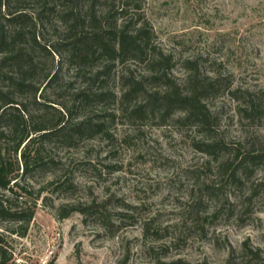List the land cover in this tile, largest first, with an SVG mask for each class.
<instances>
[{
  "label": "rangeland",
  "instance_id": "374dc122",
  "mask_svg": "<svg viewBox=\"0 0 264 264\" xmlns=\"http://www.w3.org/2000/svg\"><path fill=\"white\" fill-rule=\"evenodd\" d=\"M134 2L139 22L154 34V45L173 58V82L183 83V62L191 59L198 60L202 72L214 70L232 83L233 90H240L235 97L226 93L206 102L218 138L239 149L264 148V120L250 121L240 113L245 90L264 92V0ZM24 4L28 13L40 11L37 0ZM106 4L118 9L120 1ZM48 18L52 25L44 23L36 30L47 44L56 38L54 17ZM129 67L136 76L145 74L144 64ZM116 72L120 77L127 71L118 66ZM123 88L120 79L112 87L115 92ZM111 108L115 115L109 140L96 138L55 150L65 164L63 180L73 181V191H56L42 172L34 173L25 185L30 204L41 190L26 233L11 234L20 232L14 223L0 225L11 264H157L159 259L225 264L230 248L238 257L243 255L247 240L264 256V191L251 203L242 197L264 175L262 169L254 171L243 189H226L236 206L226 205L217 219L203 221L218 200H207L204 189L220 188L222 175L215 162L195 149L202 137L177 120L179 112L164 120L159 114L138 119L118 110V105ZM108 199L117 203L108 207L110 214L130 216L123 222L113 219L120 227L111 231L77 212L59 217L64 206Z\"/></svg>",
  "mask_w": 264,
  "mask_h": 264
},
{
  "label": "trees",
  "instance_id": "16d2710c",
  "mask_svg": "<svg viewBox=\"0 0 264 264\" xmlns=\"http://www.w3.org/2000/svg\"><path fill=\"white\" fill-rule=\"evenodd\" d=\"M24 1L0 0V225L14 223L20 232L11 234L26 233L41 190L30 204L31 193L25 185L36 172L47 174L56 191H73V181L63 180L65 164L55 150L76 148L96 138L109 140L113 105L138 119L159 114L164 120L181 113L177 120L202 137L195 149L215 162L222 175L220 188L204 189L207 200H218L202 220L214 221L226 205L236 206L226 189H243L254 171H264V148L239 149L220 140L206 102L226 93L234 96L239 89L233 90L232 83L214 70L202 72L198 60L191 59L183 62V83L173 82L169 77L173 58L154 45V34L139 22L134 0H119L118 9L106 6L107 0H37V14L28 13ZM49 16L55 20L56 38L47 44L36 30L44 23L52 25ZM132 64L146 65L145 74L136 76L129 67ZM118 66L126 68L125 75L117 76ZM117 79L123 82L120 92L112 89ZM243 94L240 113L250 121L264 120V92L245 90ZM261 191L264 175L251 185L249 194H243L244 202L251 203ZM112 203L108 199L64 206L59 217L77 212L96 218L111 231L120 227L113 219L130 218L110 214L108 207L117 205ZM143 233H150L147 226ZM3 243L0 234V264H11ZM230 249L225 264H264L261 250L248 240L242 243L241 257ZM157 264L210 263L159 259Z\"/></svg>",
  "mask_w": 264,
  "mask_h": 264
}]
</instances>
